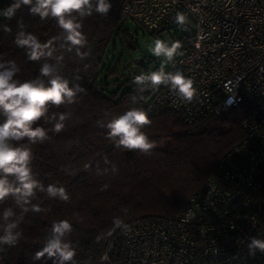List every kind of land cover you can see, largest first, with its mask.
<instances>
[{
    "label": "trees",
    "instance_id": "16d2710c",
    "mask_svg": "<svg viewBox=\"0 0 264 264\" xmlns=\"http://www.w3.org/2000/svg\"><path fill=\"white\" fill-rule=\"evenodd\" d=\"M12 2L1 0L0 7L6 8ZM120 2L111 0L113 7L107 17L93 14L85 19L83 30L88 37L85 51L90 52L85 60L64 53L63 74L70 80L78 74L82 78L78 82L87 92L80 94L78 102L67 109L52 108L50 111H71L72 119L65 131L51 141L32 146V167L38 179L45 186L49 183L64 186L71 200L65 203L38 192L33 203L46 211L24 215L20 224L23 237L17 246H5L7 250L0 252V264H53L51 259L33 261L31 257L42 246L53 219L74 220L76 214L83 218L82 223L74 222L70 237L77 246L76 264H99L106 241L118 230L113 229L114 217H122L127 223L138 218L176 215L186 206L190 194L214 172L218 159L244 135L241 120L249 109V100H243L225 114L187 123L183 114L170 106L151 109L149 99L155 90L139 91L133 83L134 72L128 68L121 83L127 84L126 88L120 85L115 90L109 89L105 79L118 75V68L108 63L107 47L111 41L114 44L116 34L121 33L128 40V31L121 23L124 18L118 15ZM21 19L26 31L35 34L41 42L56 36L59 30L53 20L42 21L31 16L27 7L17 11L11 20L0 18V62L15 60L21 68L19 78L23 80L34 78L39 65L28 61L25 51L13 43L17 21ZM4 25L11 27L12 32H5ZM133 107L146 110L152 120L144 129L157 142L151 156L115 148L105 138L106 129L96 124ZM164 140L169 141L165 149L160 147ZM105 157L110 164H105ZM111 164L117 166L118 173L97 174V169H110ZM85 165L89 167L86 169ZM104 185L108 187L105 189ZM9 206H13L11 199L0 204V213ZM124 208L128 209L127 214L122 211ZM109 232L111 235H106ZM101 234H105L104 238L97 243L96 237Z\"/></svg>",
    "mask_w": 264,
    "mask_h": 264
},
{
    "label": "built area",
    "instance_id": "2783aa9c",
    "mask_svg": "<svg viewBox=\"0 0 264 264\" xmlns=\"http://www.w3.org/2000/svg\"><path fill=\"white\" fill-rule=\"evenodd\" d=\"M177 12L192 32L166 70L193 79L198 96L185 104L161 86L150 108L170 106L191 123L249 100L244 135L180 212L127 222L131 230L109 237L99 264H264V252L247 247L249 237L264 240V0H121L118 8L148 30L175 23Z\"/></svg>",
    "mask_w": 264,
    "mask_h": 264
},
{
    "label": "clouds",
    "instance_id": "9594fccd",
    "mask_svg": "<svg viewBox=\"0 0 264 264\" xmlns=\"http://www.w3.org/2000/svg\"><path fill=\"white\" fill-rule=\"evenodd\" d=\"M27 7L33 17L40 20H53L59 30L56 36L46 42L32 32L26 31L22 19L17 21V30L13 43L23 49L28 61L39 65L38 74L31 79H20V66L15 60L0 62V204L11 199L13 206L4 208L0 213V252L17 246L23 237L20 224L28 213H42L46 209L33 203L37 193H44L48 198L65 203L71 196L62 185L49 183L47 186L38 179L33 171V145L51 141L61 134L72 119L69 110L50 111L52 108L66 109L78 102L80 94L87 89L78 81L82 78L77 74L72 80L63 74L64 53L74 54L83 61L90 52L85 51L88 37L84 32L85 19L97 14L107 17L113 5L111 0H13L0 10V16L11 20L17 11ZM174 22L186 24V16L177 12ZM5 32H12L8 25L3 26ZM182 43L179 40L168 42L155 39L148 50L156 58H163L158 69L150 73L134 76L133 83L139 91L146 89L159 90L166 87L180 102L191 104L198 96L194 81L186 77L179 69L166 70V65L175 67L174 60L181 55ZM61 54H57V52ZM89 65H85V68ZM231 92V89L228 90ZM135 103L136 97H132ZM232 103V98L225 102V107ZM97 126L106 129L105 138L113 142L118 149L138 152L151 156L157 148V142L149 138L144 129L152 124L146 110L133 107L107 122L98 120ZM105 164L111 162L105 157ZM89 166L85 165L87 169ZM113 175L119 169L115 164L111 168L97 169V174ZM104 185L103 188H107ZM17 209L19 211H17ZM122 211L127 214L128 209ZM83 218L76 214L74 220L53 219L46 229L42 246L31 257L33 261L51 259L53 264H76L77 246L70 239L74 232V222L82 223ZM113 229L124 232L131 230L122 217L113 218ZM105 234L97 235L99 243ZM106 235H111V232ZM247 245L250 254L255 250L264 252V240L255 236L249 237Z\"/></svg>",
    "mask_w": 264,
    "mask_h": 264
},
{
    "label": "rangeland",
    "instance_id": "374dc122",
    "mask_svg": "<svg viewBox=\"0 0 264 264\" xmlns=\"http://www.w3.org/2000/svg\"><path fill=\"white\" fill-rule=\"evenodd\" d=\"M3 9L4 7L1 6L0 10ZM121 23L122 27L128 31V40L121 33L116 34L113 37L114 44L111 41L106 50L108 63L112 67L117 65L118 68V75H110L105 79L111 90H115L121 85L127 75L126 68L133 71L135 76L159 68L163 58L154 57L148 50L149 45L155 39L159 38L171 42L189 36L192 32L191 28L186 27V25L190 26L189 22L184 26L176 23L161 25L154 31L144 28L129 18L124 19ZM100 75H103V73H100ZM126 86L127 84H123L121 88H126ZM168 144L169 141L164 140L160 147L165 149Z\"/></svg>",
    "mask_w": 264,
    "mask_h": 264
}]
</instances>
